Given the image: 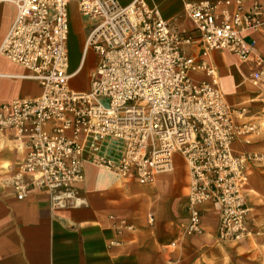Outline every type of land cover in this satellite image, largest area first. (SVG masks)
<instances>
[{"label":"built area","instance_id":"obj_1","mask_svg":"<svg viewBox=\"0 0 264 264\" xmlns=\"http://www.w3.org/2000/svg\"><path fill=\"white\" fill-rule=\"evenodd\" d=\"M2 2L15 4L17 15L0 54L42 88L34 98L0 99V135L12 132L28 148L11 178L19 200L37 190L48 193L54 209L82 207L87 163L152 184L174 170L178 153L190 176L185 232L204 230L203 205L213 203L220 240L251 234L248 192L263 157L237 146L252 144L259 127L247 120L249 106L229 101L212 54L225 50L252 60L249 78L264 85V57L246 40L264 28V0L187 2L192 31L172 25L147 0ZM74 3L95 24L81 63L70 71ZM90 51L97 60L89 88L77 90L72 81Z\"/></svg>","mask_w":264,"mask_h":264},{"label":"crops","instance_id":"obj_2","mask_svg":"<svg viewBox=\"0 0 264 264\" xmlns=\"http://www.w3.org/2000/svg\"><path fill=\"white\" fill-rule=\"evenodd\" d=\"M118 1L128 5L135 0ZM147 1L157 5L172 25L192 31L194 23L185 10L187 2L220 4L227 0ZM16 15L15 4L0 3V46ZM246 40L254 41L255 52L264 57V28L251 31ZM219 57L223 61H218ZM212 59L219 68L229 101L249 106L253 114L249 118L260 128L258 119L264 111V85L254 86L249 78L253 61L242 62L225 50L214 51ZM29 75L25 67L0 54V99L39 96L41 85ZM237 147L264 150V141L254 140L253 144ZM27 150L26 142L15 138L12 132L0 135V264H192L195 257L191 251L188 255L182 253L196 247L198 239L185 232L186 220L180 223L176 217L181 207L187 211L190 182L181 154H176L173 179L171 172L163 173L152 184H141L135 178L123 180L113 172L87 163V178L81 188L87 204L61 210L52 207L48 193L43 191L31 190L23 200L16 197L11 178ZM177 162L186 172V182L174 188ZM260 165L253 166L252 174ZM163 176L170 180L161 185ZM251 187L249 204L255 191L252 184ZM168 189L173 197L168 196ZM150 215L154 216L152 222ZM203 221L215 225L217 236V205H203ZM178 245L182 250L176 249Z\"/></svg>","mask_w":264,"mask_h":264},{"label":"rangeland","instance_id":"obj_3","mask_svg":"<svg viewBox=\"0 0 264 264\" xmlns=\"http://www.w3.org/2000/svg\"><path fill=\"white\" fill-rule=\"evenodd\" d=\"M95 22L89 18H82L78 12L77 5L74 3L70 7V71L76 69L81 63L83 57V49L87 36L94 28ZM97 55L90 51L84 69L73 79L72 86L77 90H87L89 88L91 73L96 66ZM223 61L221 57L218 61ZM253 83V82H252ZM254 84V83H253ZM254 86H259L254 84ZM103 102L107 104V100ZM249 115H253L249 112ZM252 120V118H247ZM257 120V119H256ZM261 122L259 134L254 138L255 141H264V111L262 118L258 119ZM253 121V120H252ZM254 143V142H253ZM252 143V144H253ZM260 152L262 160L260 167L252 174L254 187L253 197L250 204V230L251 234L237 240L222 241L215 235V225L210 222L204 224V230L199 234H193L198 239L196 247H192L185 253H190L195 257L192 264H264V150L251 149ZM180 159V157H178ZM177 170L174 173L177 175L174 188L179 184L184 185L186 182V172L182 169L181 163L177 162ZM182 169V170H181ZM170 178L173 179V172L170 173ZM170 178L163 176L160 179L161 185L166 184ZM169 197H173L170 189L166 191ZM187 211L182 207L177 211L176 217L180 223L187 219ZM186 222V221H185ZM211 225V226H210ZM183 240V239H182ZM182 246H176V249ZM185 252V253H184Z\"/></svg>","mask_w":264,"mask_h":264}]
</instances>
